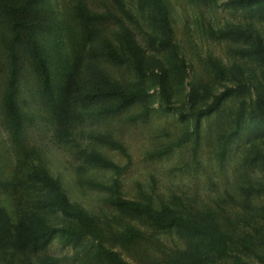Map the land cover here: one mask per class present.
<instances>
[{
    "label": "rangeland",
    "instance_id": "374dc122",
    "mask_svg": "<svg viewBox=\"0 0 264 264\" xmlns=\"http://www.w3.org/2000/svg\"><path fill=\"white\" fill-rule=\"evenodd\" d=\"M77 1L51 0L61 18ZM84 1L98 12L116 9L113 0ZM123 1L140 15L136 0ZM166 1L169 18L164 36L170 37L177 54L169 48L151 46L144 21L143 27L130 22L131 33L144 50L145 75L129 62L113 64L99 50L102 73H88L78 81V87L83 90L112 83L126 88L140 87L148 91V97L119 115L89 117L72 123L71 135L65 141H59L56 136L57 124L50 104L39 94L27 63L20 75L18 99L30 120L23 143L17 145L11 141L2 113L8 76L5 48L8 32L0 18V199L2 202L8 199V209L16 222L14 211L18 207L13 206L15 202L27 206L28 187L33 183L30 173L36 172L34 167H43L61 181L70 203L78 204L92 215L107 235L128 227L144 232L142 238L128 245L107 241L132 264H170L172 257L185 264L192 253H207L206 239L155 228L145 217L108 201L117 196L148 203L155 209L168 205L177 214L197 219L211 212L220 229L230 235L232 248L247 264H264L261 242L264 239V62L255 55L233 50L253 45L257 36L264 43V16L260 17L251 6L232 7L229 0ZM74 24L69 18V25ZM119 27L115 18L101 24L103 33L111 39V32ZM237 29L242 34L227 32ZM70 48L68 44V53ZM218 67L223 74H219ZM178 68L186 71L183 80ZM221 92L226 95L213 111L199 116L191 114V110L206 108ZM260 95L262 100L258 99ZM146 107V118L126 122V116ZM91 133L120 141L128 156L120 149L92 139ZM170 144L173 146L166 154L149 155ZM85 152L102 154L122 170L100 166ZM11 179L14 185L6 190L3 183ZM92 182L108 187H95ZM250 186L260 190L250 194L243 191ZM20 193L25 197L20 198ZM62 217L60 210L47 214L53 224L61 223ZM248 236L255 241L252 251L241 247V240ZM14 237L0 250V264H38L48 255L62 258L56 264H105L95 262L90 238L76 247L58 235L47 245H39L37 251H31L33 246L27 238L13 241ZM207 255L211 260L208 264H233L231 258Z\"/></svg>",
    "mask_w": 264,
    "mask_h": 264
},
{
    "label": "trees",
    "instance_id": "16d2710c",
    "mask_svg": "<svg viewBox=\"0 0 264 264\" xmlns=\"http://www.w3.org/2000/svg\"><path fill=\"white\" fill-rule=\"evenodd\" d=\"M113 1L116 5L115 10L110 8L105 12H98L91 9L84 0H78L72 10L63 11L65 15L61 18L57 15L51 0H0V18L6 23L8 32L5 40L8 76L2 98V113L13 143L17 145L23 143L27 122L30 120L18 99L19 79L25 69L24 63L28 64L33 73L39 94L50 104L57 124L56 136L59 141L69 140L71 135L69 128L72 123L84 121L89 117L108 118L119 115L124 109L148 97V91L144 88H126L118 83L96 84L85 90L78 87L79 78L85 77L88 73H102L98 61L99 50L113 64L123 65L129 62L131 67L142 76L145 75L144 64H142L144 50L131 33L130 22L143 27L142 21H144L148 28L149 44L155 48L159 46L169 48L171 52L177 54L170 37L164 36L166 29L168 30L169 18L166 0H136V9L140 15L130 8L127 1L126 3L123 0ZM228 4L232 7L251 6L260 17L264 16V0H229ZM117 10L118 12H115ZM69 18L75 21L73 26L69 25ZM108 18H115L120 25L119 29L111 32L112 39L107 37L101 28V24ZM227 32L242 34L240 29ZM78 35L80 37L77 39ZM68 44H71L70 53L67 52ZM233 50L242 55H255L264 62V43L261 37L257 36L253 45ZM218 68L219 74H223L222 68ZM177 71L183 80L186 71L179 68ZM225 95L226 92L217 94L210 105L204 109L191 110V114L199 116L210 113L218 107ZM262 98V95L258 97L259 100ZM147 116L148 108L146 107L141 112L126 116L125 120L133 122ZM90 136L101 143L120 149L128 156L125 145L120 141L94 133ZM172 146L173 144H170L165 148L156 149L149 155L162 156L169 152ZM85 153L89 159L100 166L115 168L117 172L122 170L121 166L102 154ZM34 169L36 172L30 173V180L33 183L28 187L27 206H21L18 202H15L13 206L18 207L14 211L16 222L11 216V210L8 209V199L5 202L0 199L1 251L7 243L9 244L12 236H15L13 241L27 238L33 246L31 251H37L39 245H47L58 235L63 237L65 242L76 247L80 246L83 240L90 238L94 243L95 262L132 264L118 250L108 245L107 241H119L128 245L143 237L142 230L128 227L124 231L119 230L107 235L92 215L78 204L70 203L58 178L51 176L43 167H34ZM91 184L95 187H108L98 182ZM3 185L6 190H10L9 187L14 185L13 180ZM38 185L41 188L39 194L36 193ZM257 190L260 188L254 186L243 188V191L248 194ZM23 196L24 194L20 193V198ZM12 200L14 197L10 201ZM108 201L123 210H130L145 217L153 227L160 230H176L183 234L201 235L206 239V251L210 255L231 258L233 264H247L232 248L230 235L220 229L211 212L207 217L197 219L194 216L186 217L177 214L168 205L155 209L148 203L134 202L120 196L110 198ZM58 210L63 213L61 223L53 224L48 221L47 214L56 213ZM262 216L264 218V211ZM34 240H39L40 243ZM261 242L264 244V239H261ZM254 245L252 236L241 240L243 250L252 251ZM207 253L196 251L184 262L185 264H208L211 260ZM61 260V257L48 255L38 264H56ZM170 264H181V261L179 258L172 257Z\"/></svg>",
    "mask_w": 264,
    "mask_h": 264
}]
</instances>
